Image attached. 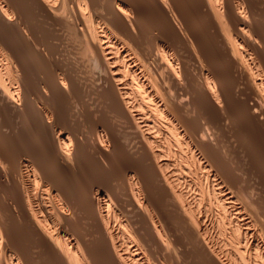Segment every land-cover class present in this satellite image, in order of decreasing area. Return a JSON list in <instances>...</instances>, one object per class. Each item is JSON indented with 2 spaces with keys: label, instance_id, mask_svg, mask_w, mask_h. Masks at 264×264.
I'll return each mask as SVG.
<instances>
[{
  "label": "bare ground",
  "instance_id": "bare-ground-1",
  "mask_svg": "<svg viewBox=\"0 0 264 264\" xmlns=\"http://www.w3.org/2000/svg\"><path fill=\"white\" fill-rule=\"evenodd\" d=\"M0 264H264V0H0Z\"/></svg>",
  "mask_w": 264,
  "mask_h": 264
}]
</instances>
